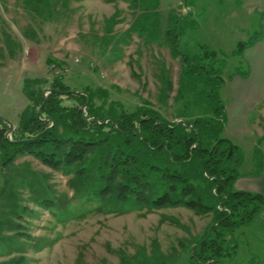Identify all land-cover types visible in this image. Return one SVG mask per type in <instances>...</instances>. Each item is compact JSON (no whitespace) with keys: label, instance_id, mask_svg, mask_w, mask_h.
I'll return each mask as SVG.
<instances>
[{"label":"rangeland","instance_id":"374dc122","mask_svg":"<svg viewBox=\"0 0 264 264\" xmlns=\"http://www.w3.org/2000/svg\"><path fill=\"white\" fill-rule=\"evenodd\" d=\"M246 4L248 0H159L157 10L149 13H157L159 25L148 40L130 30L139 12L128 0H68L51 21L34 16L23 0H0V118L12 125L11 131L17 127L28 104L23 79L60 76L75 91L106 89L108 101L120 103L126 112L145 101L169 122L214 119V109L235 100L234 76L246 71L238 44L258 32L261 16L251 14ZM166 29L177 36L176 49L208 75L193 68L179 83L180 56ZM47 59L61 66L52 70ZM178 88L196 98L176 100ZM209 91L218 100L204 99ZM73 105L63 99V106ZM251 115L240 136L228 134L232 124L223 125L221 134L239 150L235 182L244 185L259 177L263 163L261 155H254L258 115ZM4 136L12 139L9 131ZM262 211L227 234L236 248L218 264L264 261ZM210 220V214L183 207L131 210L110 203L79 185L74 168L53 171L29 155L0 165V264H197L190 249Z\"/></svg>","mask_w":264,"mask_h":264},{"label":"trees","instance_id":"16d2710c","mask_svg":"<svg viewBox=\"0 0 264 264\" xmlns=\"http://www.w3.org/2000/svg\"><path fill=\"white\" fill-rule=\"evenodd\" d=\"M67 1L23 0L27 10L43 21L53 20ZM128 1L130 8L139 12L130 30L151 40L159 24L157 13H149L157 10L159 0ZM114 23L115 16L108 20V33ZM165 34L180 56L179 83L192 72H200L203 68L176 49L177 36L167 29ZM2 37L8 40L4 32ZM256 40L255 36L238 44L237 53L241 55ZM46 63L52 70L61 66L50 59ZM44 90H50L45 97ZM21 91L28 104L11 140L4 136L8 125L0 120L1 167L29 155L53 171L74 168L79 185L100 199L131 210L183 207L198 215L210 214V224L192 246L190 258L197 264H218L231 258L236 245L227 234L252 221L264 207L262 195L233 189L241 158L238 148L221 136L222 107L213 110L214 119L193 116L183 119V125L167 121L145 101L126 112L120 103L108 101L106 89L75 91L60 76L50 81L25 78ZM195 95H183L178 88L176 100L184 97L190 103ZM208 97L218 100L211 91L204 94V99ZM64 98L74 105L63 106ZM258 154L256 147L254 155Z\"/></svg>","mask_w":264,"mask_h":264},{"label":"crops","instance_id":"0c3cea01","mask_svg":"<svg viewBox=\"0 0 264 264\" xmlns=\"http://www.w3.org/2000/svg\"><path fill=\"white\" fill-rule=\"evenodd\" d=\"M246 5L249 6L250 13L260 15L261 20L258 25V32L255 33L256 42L245 48L241 54L246 71H243L240 76H234L235 100L231 106L224 107V126L227 128L226 126L232 124L226 131L230 136L236 138L243 133L242 130L248 125L246 123L250 122L253 115L251 113L255 112L258 115L257 138L258 140L262 139L259 145H255L254 150L257 147L263 157L260 175L249 184L245 183L244 185L239 181L235 182L234 190L259 194L264 197V0H248ZM261 124H263L262 127H260ZM224 131L225 129H223ZM226 139L231 142L228 137ZM262 215L264 217V209ZM261 264H264V261Z\"/></svg>","mask_w":264,"mask_h":264},{"label":"water","instance_id":"95a60500","mask_svg":"<svg viewBox=\"0 0 264 264\" xmlns=\"http://www.w3.org/2000/svg\"><path fill=\"white\" fill-rule=\"evenodd\" d=\"M49 92H50V90H44V92H43V97H45L46 94L49 93ZM0 120L8 125V127H9V133L11 134V132H12V131H11V129H12V125H11L10 123H8V122L3 121L1 118H0ZM178 122H180V123L183 124V125L185 124V123H184V120H179ZM186 126H189V124H186ZM214 225H215V224H214ZM214 225L210 228V230L214 227ZM210 230H209V231H210ZM190 252L192 253V247H191V249H190Z\"/></svg>","mask_w":264,"mask_h":264}]
</instances>
